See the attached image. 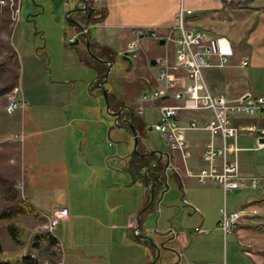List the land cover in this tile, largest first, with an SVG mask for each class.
<instances>
[{"label": "crops", "instance_id": "obj_1", "mask_svg": "<svg viewBox=\"0 0 264 264\" xmlns=\"http://www.w3.org/2000/svg\"><path fill=\"white\" fill-rule=\"evenodd\" d=\"M26 1L32 7L40 6L42 12L55 7L63 10L65 6V16L77 20L85 29L79 34L80 28L68 21L73 27L69 36H77L69 44L64 43L59 30L51 33L52 40L45 37V31L37 32L41 36L27 37L25 31L19 30L16 44L21 52L16 55L15 96H22L26 106L8 112L7 103H0V174L14 182L22 199L38 213H50L61 206L68 208V216L53 231L58 240V261L61 264L213 262L204 260L219 258L221 238L225 236L219 227L220 210L231 212L242 208L255 213L242 216L226 234H230L227 240L231 251L238 244L244 255L240 262L230 264H264V146L254 149V134L240 130L239 171L246 176L261 177L260 187H239L224 195L218 184H201L195 177L177 174L168 167L166 175L163 174L167 156L162 154L159 159V151L167 152L172 162L181 167L182 160L178 152L173 157L165 141L163 146H157L147 139L149 132L155 131L151 126L159 119L160 106L178 101L169 96L158 105L143 102L141 114L135 109L139 92L158 86L160 66L151 65L150 59L166 56L174 64L176 47L143 36L133 56L121 53L134 39L132 28L144 26L163 37L176 24L180 9H190L191 13L185 14L188 27L224 36L233 48L227 66L203 69L211 93L229 100L247 95L264 97V0H88L87 4L98 12L88 8L77 11L83 6L82 0H65L66 5L64 0ZM20 12L22 17L21 9ZM87 40L91 49L101 53L97 57L110 62V66L89 54ZM97 61L106 65L105 72L109 69L104 78V65ZM211 62L215 63V59ZM174 73L175 89H182L188 82L186 73L181 67ZM92 78L102 98V88L106 90L107 110L116 125L107 129L102 121L97 140L91 139L90 126L77 109L80 93L86 87L91 90ZM95 101L88 106L95 107ZM146 103L154 108V122L144 118ZM98 112L96 120H101V111ZM117 112L118 115L114 114ZM190 116L205 118L210 113L190 111L179 117L186 120ZM232 123L239 127L256 125L264 130V109L257 115L237 116ZM131 127L138 137L137 145L143 150L138 151L136 146L138 153L132 149ZM185 137L190 150L187 166L197 169L203 164L202 151L209 133L188 130ZM261 140L264 142V135ZM215 142L219 144L218 137ZM133 153L142 160L133 157ZM145 157H150L147 162ZM228 158L232 159V154ZM149 165L154 166L146 174L155 186L154 202L147 205L151 183L144 172ZM173 183L181 191V203L174 204L167 196ZM58 194L65 198L61 204L43 201ZM166 199L168 205H163ZM180 204L181 209L189 212L182 224L188 231L180 229L170 236L165 231L168 228L165 220L173 214L172 208L180 210ZM200 228L204 231L199 232Z\"/></svg>", "mask_w": 264, "mask_h": 264}, {"label": "built area", "instance_id": "obj_2", "mask_svg": "<svg viewBox=\"0 0 264 264\" xmlns=\"http://www.w3.org/2000/svg\"><path fill=\"white\" fill-rule=\"evenodd\" d=\"M5 9L9 11L10 20L15 25L20 18V0H0V14ZM190 13V9H180L176 15V24L163 37L144 26L131 29L134 39L127 43L124 51H121L122 54L129 57L134 55L139 47V40L143 36L164 39L166 45L173 43L176 47V62L174 64H171L166 56L156 59V64L160 66L156 77L158 86L137 98L139 104L135 111L137 114L143 112V102L159 104L169 96L178 101V104L161 105L159 119L151 126L162 135L167 147L173 153V157L178 152L182 160L181 167L176 162H172L171 155L168 154V168L173 172L195 177L201 184H218L224 195L239 187H260L263 185L261 177L258 175L246 176L240 173L237 153L241 149L238 145L240 130H247L250 134H254V149L264 146V142L261 140L264 130L256 125L236 126L232 123V119L242 115L259 114L264 109V97L247 95L240 99L229 100L211 93L203 76V69L211 66H227L233 54V48L224 36L210 35L204 29L188 27L185 22V14ZM84 32L85 29H81L79 34ZM76 38L77 36L74 34L67 40L72 43ZM212 58L215 59V63L211 62ZM178 67L184 70L188 82L182 89L176 90L177 77L174 72ZM25 106L26 102L22 96L17 98L13 95L9 98L5 108L8 112H12L16 108L24 109ZM190 111L209 112L210 116L205 118L190 116L186 120L180 119L181 113ZM188 130H205L209 133V139L202 151L203 164L197 169L188 167L186 163L190 157L185 137V132ZM216 137L219 138V144L215 142ZM229 154H232V159L228 158ZM68 213V208L64 206L57 207L50 213H42L46 219V232L53 234L54 229L68 216ZM254 213L255 211L247 212L242 208L227 212L225 208H222L219 227L226 235L242 216ZM198 231L203 232L204 229L200 228ZM167 233L174 236L176 230L170 228ZM57 264H61V262Z\"/></svg>", "mask_w": 264, "mask_h": 264}, {"label": "rangeland", "instance_id": "obj_3", "mask_svg": "<svg viewBox=\"0 0 264 264\" xmlns=\"http://www.w3.org/2000/svg\"><path fill=\"white\" fill-rule=\"evenodd\" d=\"M26 2H27L26 0H22V4H21V0H20V9L22 10V17L20 12L19 21L15 25L10 20V14L7 9H5L0 14V63H5L8 67L7 73L3 75L2 78H0V103L2 102L8 103L9 98L15 95V93L17 92L16 79H15L17 68L16 65L13 64V60L10 59V55L14 50L15 54L17 55L18 53V55L20 56V52H21V49L19 48L20 45L16 44L17 38L19 37V30L25 31L24 35H26L27 37H29L30 34L41 36V34L37 32L42 33V31H45L46 33L43 32L45 37L48 36L50 40H52L51 33H53L56 30H59L62 33V37H64L63 39L64 43L66 42L67 44H69V41L67 40L69 34L73 30V27L68 23V20L65 16V13L67 11L65 6L63 10L55 7L52 8L51 11L50 8H47L45 12H42V8L40 6L32 7L30 3H26ZM60 3L63 4V2ZM64 4L66 5L65 0H64ZM124 68L125 67H122V69ZM142 88L143 86L141 83L140 90ZM98 89L99 88L96 87V83L92 78L91 90L88 91V87H86V89L82 91L83 93L82 94L80 93L79 96L80 101L77 107V109L80 110L81 115L86 119V123H87L86 125L90 126L89 134L91 135L92 140H97V136L100 135L101 127L103 125L102 121L106 123L107 129L109 127H116L114 123V116H112L110 112H108L106 108V102L104 98L100 96V92L98 91ZM147 91L148 90L146 89H142L139 92L140 93L139 95ZM92 100H96L93 103V106L95 107L88 106L91 105ZM155 105L158 104L155 103ZM144 106H145L144 118L147 120V122L150 120L154 122L155 114L153 115L154 112L153 106L147 103ZM99 110L101 111L100 112L101 118L104 120L102 119L96 120V118L99 115L98 112ZM149 134L150 137H148L147 139L148 143H152L157 146H161V145L163 146V142L165 140L160 133L156 131H151L149 132ZM134 141H135L134 138H132V145H134ZM171 182H168V184L170 183L171 185L172 184ZM167 196L169 200L173 201L174 204L178 202L181 203V191L179 190L178 186H175V183H173V187ZM19 199L24 201L20 194H19ZM64 199L65 198L63 197L62 194H58L52 196L51 198L46 197L43 199V201H46L47 203H51V204H61L64 201ZM4 204H5L4 201H2L0 197V206H3ZM163 205H168L167 199L163 201ZM181 208H183L181 204L179 207L180 210H176V208H172L173 214H171L165 220V228L168 227L165 231H167L170 228H173L176 231H179L180 229H184L188 231V229L183 227L182 224L184 218L186 217V214L189 212ZM40 215L42 216L41 219L29 217L25 215L15 217V221L17 223L20 232L18 233L17 241L12 240V238L8 235L6 231L5 225L0 222V246L2 250L0 251V260L3 261L17 260L19 257H21V255L25 253L26 251L25 248L28 243H31L32 240H39L42 239L44 236H46V229H45L46 219L44 215L42 214ZM228 238H230V234L225 235L221 238L220 254L217 255L219 256V258H212L204 261H213L215 263L220 262L221 264H230L232 261L240 262L244 257L243 252L241 251L242 248L241 246L236 244L237 247L232 252L230 249L229 240H227ZM54 247L57 252V256L59 257L60 252L58 245H55ZM33 252L34 254H37L36 256H39V258L43 261V263L49 264V259L47 254L38 255L37 251H33Z\"/></svg>", "mask_w": 264, "mask_h": 264}, {"label": "trees", "instance_id": "obj_4", "mask_svg": "<svg viewBox=\"0 0 264 264\" xmlns=\"http://www.w3.org/2000/svg\"><path fill=\"white\" fill-rule=\"evenodd\" d=\"M94 10L96 11L97 8L95 7ZM91 45H90V49H91ZM101 48L108 50L105 47H101ZM91 50H92L91 52L94 53L96 56L101 57L100 52L94 51L93 49ZM10 59L13 60V64L17 65L16 54L14 51H12V54L10 55ZM97 63L104 65L103 72H105L106 65L98 61ZM7 71H8L7 65L5 63H0V78H2V76L5 75ZM137 150L143 151L142 149L139 148V145H137ZM132 155L133 157L140 158L142 160V158L137 156V154L133 153ZM145 158L147 162L148 158L150 157H145ZM157 168L161 172L160 166H158ZM154 175L156 176L155 173ZM162 178H164V176H161V179ZM19 194L20 193L15 187L14 182L6 178L2 174H0V197L2 201H4L5 203L3 206H0V222L5 225L8 235L14 241H17L18 233H20L17 223L15 221V217L25 215V216L39 218V219L42 218L40 213H38L35 209H33L30 205H28L27 202L19 199ZM57 243H58V240L56 239V237L53 236V234L46 232V236H44L42 239L32 240V242L29 245V250L26 254L21 255V257H19L15 261L0 260V264H42L43 261L39 258V256H36L37 254L32 253V251H37L38 255L47 254L48 259H49V264H57L59 257L57 256V252L54 247L55 245H57ZM0 251H2L1 246H0ZM262 254L264 255V252Z\"/></svg>", "mask_w": 264, "mask_h": 264}, {"label": "water", "instance_id": "obj_5", "mask_svg": "<svg viewBox=\"0 0 264 264\" xmlns=\"http://www.w3.org/2000/svg\"><path fill=\"white\" fill-rule=\"evenodd\" d=\"M82 2H83V6L82 7H78V8H76V10L77 11H81V10H83V9H85V8H88V9H90V10H93L94 8L93 7H91V6H89L87 3H88V0H82ZM66 18H67V20L68 21H70L71 23H73L74 25H76V27H78V28H80V29H83L82 28V26H81V24L77 21V20H75V19H72V18H68L67 16H66ZM158 43L159 44H164L165 43V40L164 39H159L158 40ZM86 47H87V51L89 52V54L93 57V58H95V59H98V60H100V61H102V62H105L107 65H111V63L110 62H108V61H105V60H101L100 58H98L95 54H93L92 52H91V50H90V43L88 42V40H87V42H86ZM150 64L151 65H155L156 64V60L154 59V58H151L150 59ZM109 70V69H108ZM108 70L106 71V72H104L103 73V75H102V77L104 78V77H106L107 76V74H108ZM102 91H103V97H104V100H105V102H106V108L108 109L109 108V103H108V99H107V92H106V90L104 89V88H102ZM114 114H116V115H118V112L117 113H114ZM132 128V134H133V137H134V151H137L136 150V146H137V144H138V137H137V135H136V132H135V130H134V128L133 127H131ZM137 153H138V151H137ZM159 153H160V155H159V159L161 158V156H162V154H165L166 156H167V161L165 162V164H164V170H163V174H165V172H166V169H167V167H168V153L167 152H160L159 151ZM149 154V153H148ZM142 155H147V153H143ZM157 162V161H156ZM153 166L154 165H149L147 168H146V170H145V172H144V175H145V177H146V179H148L149 181H150V183H151V187H150V198H149V202H148V204L147 205H150L151 203H153L154 202V200H153V198H154V186H155V183L151 180V178H149L148 176H147V171L148 170H150L151 168L153 169ZM166 175V174H165ZM149 240H151V238H149ZM159 249L157 248V255H156V257H158L159 256Z\"/></svg>", "mask_w": 264, "mask_h": 264}]
</instances>
